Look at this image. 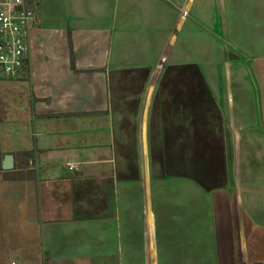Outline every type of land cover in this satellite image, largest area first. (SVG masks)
<instances>
[{"label": "crops", "instance_id": "obj_1", "mask_svg": "<svg viewBox=\"0 0 264 264\" xmlns=\"http://www.w3.org/2000/svg\"><path fill=\"white\" fill-rule=\"evenodd\" d=\"M38 12L20 78L34 129L0 149L34 156L0 181L21 185L48 248L77 264H264L248 237L264 233V0Z\"/></svg>", "mask_w": 264, "mask_h": 264}, {"label": "rangeland", "instance_id": "obj_2", "mask_svg": "<svg viewBox=\"0 0 264 264\" xmlns=\"http://www.w3.org/2000/svg\"><path fill=\"white\" fill-rule=\"evenodd\" d=\"M30 100L28 82L22 79L0 81V149H20L33 132L35 124ZM1 157L4 154L0 151V161ZM22 194L18 182L6 184L0 181V264H77L75 258L66 257L68 251L57 255L55 250L48 248V231L43 227L39 232L32 224L36 218L35 210L33 204L25 208ZM252 230L248 235L249 244L251 247L258 244L255 250L263 255V228L252 225Z\"/></svg>", "mask_w": 264, "mask_h": 264}, {"label": "built area", "instance_id": "obj_3", "mask_svg": "<svg viewBox=\"0 0 264 264\" xmlns=\"http://www.w3.org/2000/svg\"><path fill=\"white\" fill-rule=\"evenodd\" d=\"M38 3L0 0V81H17L26 71L31 30L39 21Z\"/></svg>", "mask_w": 264, "mask_h": 264}, {"label": "trees", "instance_id": "obj_4", "mask_svg": "<svg viewBox=\"0 0 264 264\" xmlns=\"http://www.w3.org/2000/svg\"><path fill=\"white\" fill-rule=\"evenodd\" d=\"M27 66H28V63H27ZM27 66H26V69H27ZM33 156H34V152H18L17 154H14V157L16 158V160L22 159V161H20V163H18L19 162L18 161L15 164L13 171L4 172V175H9V176H6V178H4V180L5 181H17L19 179V175L16 171L21 168V165H23L22 163H27V162L31 161L33 159ZM2 160H3V157H1V161H0V172H3ZM46 264H47V262H46Z\"/></svg>", "mask_w": 264, "mask_h": 264}, {"label": "water", "instance_id": "obj_5", "mask_svg": "<svg viewBox=\"0 0 264 264\" xmlns=\"http://www.w3.org/2000/svg\"><path fill=\"white\" fill-rule=\"evenodd\" d=\"M38 148L40 150H46L49 148V140L45 136L39 137ZM14 156L13 155H5L2 160V170L4 172H11L14 170Z\"/></svg>", "mask_w": 264, "mask_h": 264}]
</instances>
